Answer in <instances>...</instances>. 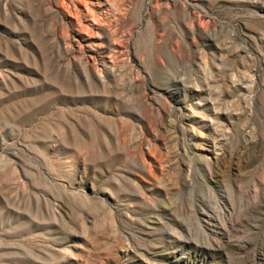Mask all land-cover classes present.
Returning <instances> with one entry per match:
<instances>
[{"label": "rangeland", "instance_id": "1", "mask_svg": "<svg viewBox=\"0 0 264 264\" xmlns=\"http://www.w3.org/2000/svg\"><path fill=\"white\" fill-rule=\"evenodd\" d=\"M0 264H264V0H0Z\"/></svg>", "mask_w": 264, "mask_h": 264}]
</instances>
